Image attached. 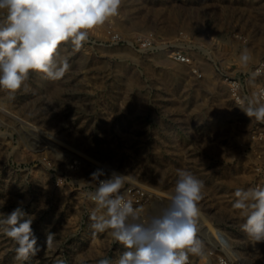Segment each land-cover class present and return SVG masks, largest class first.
Masks as SVG:
<instances>
[{
	"label": "rangeland",
	"instance_id": "rangeland-1",
	"mask_svg": "<svg viewBox=\"0 0 264 264\" xmlns=\"http://www.w3.org/2000/svg\"><path fill=\"white\" fill-rule=\"evenodd\" d=\"M58 54L70 65L61 79L31 71L26 87L0 90V219L22 206L41 249L17 260L0 225V264L115 261L124 246L90 227L91 174L129 175L121 192L147 216L174 193L177 169L205 185L204 255L189 264H264V242L233 207L237 188L264 186V122L241 109L264 103V0H122L83 47Z\"/></svg>",
	"mask_w": 264,
	"mask_h": 264
},
{
	"label": "clouds",
	"instance_id": "clouds-1",
	"mask_svg": "<svg viewBox=\"0 0 264 264\" xmlns=\"http://www.w3.org/2000/svg\"><path fill=\"white\" fill-rule=\"evenodd\" d=\"M122 0H0V90L15 93L26 87L31 71L52 80L61 79L69 70L58 49L70 42L80 49L90 32L115 17ZM247 67L252 57L247 48L239 57ZM243 103V102H242ZM249 118L264 122V103L252 101L241 108ZM102 171L91 174L94 191L87 197L95 204L89 219L93 235L107 232L114 242L126 249L113 261L110 257L96 264H189V255L203 256L197 238L198 202L203 199L204 181L191 171L177 169L174 193L166 204L154 208L147 216L143 209L121 192L129 175ZM233 207L242 210L245 222L241 229L253 242H264V186L237 188ZM22 204V202H20ZM34 216L22 206L4 214L0 225L16 247V259L26 261L41 251L32 229ZM56 234H46V248L52 249ZM57 264H65L58 260Z\"/></svg>",
	"mask_w": 264,
	"mask_h": 264
},
{
	"label": "built area",
	"instance_id": "built-area-1",
	"mask_svg": "<svg viewBox=\"0 0 264 264\" xmlns=\"http://www.w3.org/2000/svg\"><path fill=\"white\" fill-rule=\"evenodd\" d=\"M259 95H260V98L264 100V92H263V90L260 91V94Z\"/></svg>",
	"mask_w": 264,
	"mask_h": 264
}]
</instances>
